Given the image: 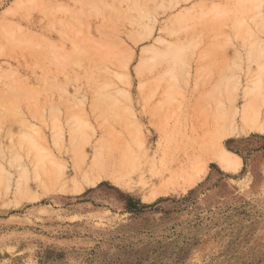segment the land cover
Returning <instances> with one entry per match:
<instances>
[{
    "label": "rangeland",
    "instance_id": "374dc122",
    "mask_svg": "<svg viewBox=\"0 0 264 264\" xmlns=\"http://www.w3.org/2000/svg\"><path fill=\"white\" fill-rule=\"evenodd\" d=\"M0 264H264V0H0Z\"/></svg>",
    "mask_w": 264,
    "mask_h": 264
},
{
    "label": "bare ground",
    "instance_id": "6f19581e",
    "mask_svg": "<svg viewBox=\"0 0 264 264\" xmlns=\"http://www.w3.org/2000/svg\"><path fill=\"white\" fill-rule=\"evenodd\" d=\"M216 160L220 162L225 167H230L234 164L236 158L228 151L220 149L215 155Z\"/></svg>",
    "mask_w": 264,
    "mask_h": 264
}]
</instances>
